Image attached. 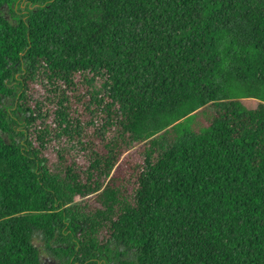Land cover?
<instances>
[{"label": "trees", "instance_id": "obj_1", "mask_svg": "<svg viewBox=\"0 0 264 264\" xmlns=\"http://www.w3.org/2000/svg\"><path fill=\"white\" fill-rule=\"evenodd\" d=\"M37 235L264 264V0H0V264H44Z\"/></svg>", "mask_w": 264, "mask_h": 264}, {"label": "rangeland", "instance_id": "obj_2", "mask_svg": "<svg viewBox=\"0 0 264 264\" xmlns=\"http://www.w3.org/2000/svg\"><path fill=\"white\" fill-rule=\"evenodd\" d=\"M242 101L248 108H256L260 102L257 99H243ZM35 244L37 245V247L41 248L42 261L44 264H60L59 259L54 258L50 255V252L46 248L45 242L41 235H37L35 237Z\"/></svg>", "mask_w": 264, "mask_h": 264}]
</instances>
